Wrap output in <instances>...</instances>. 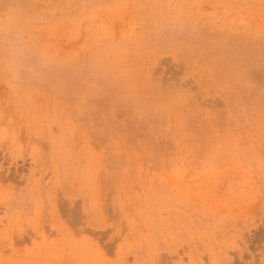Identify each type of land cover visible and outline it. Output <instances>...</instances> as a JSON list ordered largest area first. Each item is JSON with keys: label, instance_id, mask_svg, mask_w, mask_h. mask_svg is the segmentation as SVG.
I'll use <instances>...</instances> for the list:
<instances>
[{"label": "rangeland", "instance_id": "rangeland-1", "mask_svg": "<svg viewBox=\"0 0 264 264\" xmlns=\"http://www.w3.org/2000/svg\"><path fill=\"white\" fill-rule=\"evenodd\" d=\"M0 264H264V0H0Z\"/></svg>", "mask_w": 264, "mask_h": 264}]
</instances>
